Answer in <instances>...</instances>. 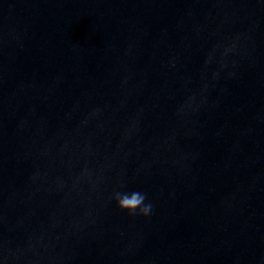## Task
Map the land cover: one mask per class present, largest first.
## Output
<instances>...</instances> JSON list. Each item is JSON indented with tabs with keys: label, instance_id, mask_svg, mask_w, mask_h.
Listing matches in <instances>:
<instances>
[{
	"label": "water",
	"instance_id": "1",
	"mask_svg": "<svg viewBox=\"0 0 264 264\" xmlns=\"http://www.w3.org/2000/svg\"><path fill=\"white\" fill-rule=\"evenodd\" d=\"M0 264H264V0H0Z\"/></svg>",
	"mask_w": 264,
	"mask_h": 264
},
{
	"label": "clouds",
	"instance_id": "2",
	"mask_svg": "<svg viewBox=\"0 0 264 264\" xmlns=\"http://www.w3.org/2000/svg\"><path fill=\"white\" fill-rule=\"evenodd\" d=\"M212 61L211 55L205 60V65L210 64ZM219 73H213V79L218 78ZM207 88V85H204ZM194 102V96L186 99L184 104L178 109V114L183 113L186 108H191ZM203 102V101H202ZM123 186L121 185V189ZM112 199L115 201L116 206L123 212H127L130 216H140L148 218L152 213V204L147 201V194L140 191L127 192L123 190L114 191Z\"/></svg>",
	"mask_w": 264,
	"mask_h": 264
}]
</instances>
